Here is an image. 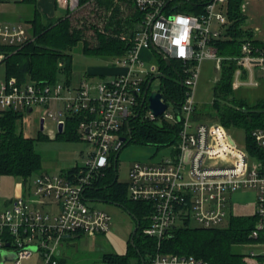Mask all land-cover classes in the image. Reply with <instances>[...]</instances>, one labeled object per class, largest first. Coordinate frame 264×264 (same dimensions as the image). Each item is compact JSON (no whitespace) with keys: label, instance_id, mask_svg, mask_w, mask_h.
Instances as JSON below:
<instances>
[{"label":"built area","instance_id":"2783aa9c","mask_svg":"<svg viewBox=\"0 0 264 264\" xmlns=\"http://www.w3.org/2000/svg\"><path fill=\"white\" fill-rule=\"evenodd\" d=\"M230 1L134 0L140 16L138 32L131 49L114 59L123 72L111 80L84 79L77 88L68 82L0 81V112L32 114L40 107V123L52 120L57 134L61 124L64 132L70 120H77L79 138L93 147L85 166L77 172L38 174L24 181L31 196L24 190L7 200L5 209L0 207V264L2 252L15 255L12 262L4 264H61L66 240L80 234L109 232L112 216L91 206L89 203L95 200L88 192L125 147V125L140 115L143 106L148 112L143 119L160 126L166 122L181 125L177 145L165 148L171 150V157L137 161L129 174L128 198L151 206L149 224L143 229L145 236L156 240L150 264H211L194 256L165 253L163 243L177 226L191 221L204 229L223 228L234 215L232 196L238 191L257 192L260 221L252 236L258 238L264 232V165L237 143L229 129L194 118L195 92L204 62H214L221 71L225 60L234 61V88H255L264 81L254 76V69L264 75V41L252 35L243 41L239 56L219 55L217 42L229 38ZM54 5L64 15L73 14L80 9L81 0H54ZM31 39V31L24 24L0 22V46L20 47ZM154 48L182 65V84L186 87L180 110H171L172 104L166 100L168 108L159 117L149 108L150 89L145 98V84L151 80L150 88L157 81L154 91L162 93L159 66L153 63L145 69L141 58L143 50L154 52ZM5 57L0 53V65ZM247 70L252 72L250 80ZM252 137L258 147L264 148V127L256 129ZM257 245L262 251H251L249 257L258 260L254 264H264V243Z\"/></svg>","mask_w":264,"mask_h":264},{"label":"trees","instance_id":"16d2710c","mask_svg":"<svg viewBox=\"0 0 264 264\" xmlns=\"http://www.w3.org/2000/svg\"><path fill=\"white\" fill-rule=\"evenodd\" d=\"M21 2L34 6L32 19L28 21L32 39L20 47L0 46V53L6 56L2 62L6 79L14 78L19 83H55L62 70L70 77L72 51L79 43L83 44L84 54L89 57L119 58L133 46L140 25L134 0H81V7L77 12L61 17H49L42 13L38 8L39 0ZM243 2L244 0L229 2V38L217 42L218 52L222 57L239 56L245 38L252 37V33L241 28L246 18L242 10ZM254 42L262 44L260 41ZM154 53L161 73V91L165 99L179 111L186 96V87L182 84V65L176 61L168 65L157 51ZM236 68L234 61L223 62L221 78L213 89L212 106L207 112H200L196 105L194 118L200 121L211 118L227 129L244 130L246 149L254 160L264 165V148L258 147L252 137L256 129L264 127V103L258 102L251 106L245 99L235 96L233 78ZM67 82L71 83L70 78ZM143 108L139 116H134L129 120V125H125L130 143L155 146L158 151L177 145L181 125L166 122L160 126L143 119L146 107ZM21 117L22 114L14 111L0 112V177H21L28 181L35 174L43 173L42 158L35 149L38 139L26 137L19 132L18 122ZM77 124V120H70L64 132L57 134V139L81 140ZM38 138L48 137L40 135ZM115 160L114 158L103 176L95 180L88 196L91 200L123 207L135 219L136 226L139 224V230L134 236L133 245L130 241L126 255L106 254L100 264H150L156 252V240L145 236L143 229L149 224L151 206L128 198L127 184L118 181V161ZM77 171L78 168H74L63 174ZM229 221L228 227L213 229L190 228L188 224L177 226L164 241L162 251L194 256L211 264L258 262L251 259L249 254L237 252L236 248L264 243L263 231L258 238L252 236L260 216L256 212L250 215L234 214ZM61 264H64V260H61Z\"/></svg>","mask_w":264,"mask_h":264},{"label":"rangeland","instance_id":"374dc122","mask_svg":"<svg viewBox=\"0 0 264 264\" xmlns=\"http://www.w3.org/2000/svg\"><path fill=\"white\" fill-rule=\"evenodd\" d=\"M21 1L0 0V22L22 23L29 28L28 21L32 19L34 6L24 4ZM244 1L246 5V18L241 28L252 33L256 39L264 41V0ZM52 2L53 0H39V10L49 17L63 16L64 11L61 9L55 10ZM72 55L73 63L70 77L62 70L58 74L57 83L64 84L70 78L71 86L77 88L84 79L96 82L108 81L113 78L111 74L100 76L99 72L101 70L111 71L115 68L121 69L115 64V60L112 58H98L85 55L82 43H79L73 49ZM141 58L145 63V69H150L153 63H158L157 56L152 49L143 50L141 52ZM247 71V78L250 80L252 72ZM93 72L94 76H91ZM221 74L222 72L215 68L214 62L207 61L202 65L201 76L196 87L195 96L196 102L198 103V111L207 112L210 106H212L214 99L213 89L221 78ZM256 74L261 79L264 78L262 72L254 69V76ZM245 77L246 75L242 79H245ZM5 79V66L1 64L0 81ZM155 83H153V86ZM153 86L150 88V93L154 91ZM234 94L238 99H245L251 106L258 102L264 103V81L255 88H235ZM170 109L174 110V106L171 105ZM144 114H148L147 110H144ZM39 117L40 107H36L32 114H23L18 122V130L26 137L38 139L35 143V149L42 158V171L55 176L74 168L84 167L93 147L81 140L65 141L57 139L56 135L53 134H57V127L50 119L46 121L44 131H40L41 125ZM195 120L201 122L200 120ZM202 121L210 124H220L217 120L211 118H205ZM229 130L237 143L242 148H245L246 137L244 130L238 128H231ZM40 135H45L48 138L39 140L38 137ZM170 151V149L158 151L155 146H140L135 143L128 144L123 148L118 158L117 175L119 183L127 184L129 182L130 170L135 162L159 161L163 156L171 157ZM153 156L155 157L152 158ZM37 175L35 174L34 176ZM0 190L2 193L0 197L1 209L6 208L5 202L7 200L19 196L24 190L31 196L28 187L24 188V180L21 177L1 176ZM256 194L254 190L238 191L232 201L233 207L247 205L248 207L250 206V210L252 206L253 209L258 207V194ZM89 204L108 212L112 216L111 229L103 235L90 236L80 234L72 237V239L66 240L62 247L61 256L64 264H100L103 262L104 255L106 254L126 255L129 252L131 236L136 228V221L131 214L123 207L113 204L100 201H93ZM229 222V219H227L224 227H228ZM188 227L197 228L198 225L195 221H191ZM236 251L243 254H250L251 251L260 253L262 248L259 245H246L237 247ZM32 263L31 261L24 262V264Z\"/></svg>","mask_w":264,"mask_h":264},{"label":"water","instance_id":"95a60500","mask_svg":"<svg viewBox=\"0 0 264 264\" xmlns=\"http://www.w3.org/2000/svg\"><path fill=\"white\" fill-rule=\"evenodd\" d=\"M155 49V48H154ZM155 51H157L155 49ZM160 56L163 58V60L168 64L171 65L172 61L171 59H169L168 57H165L164 53L157 51ZM152 80L148 83L147 86V90L145 93V98L148 95V91L150 89ZM166 99L164 97V95L161 92L158 91H152L148 97V102H149V108L151 110V112L156 116L159 117L161 115H163V113L167 110L168 105L165 103ZM41 131H44V121L41 122ZM58 133L61 134L63 133V125L61 124L58 128ZM122 141L125 142V147L130 143V139L127 141L126 138H122ZM120 154V153H119ZM119 154L116 157V162L118 161L119 158ZM139 230V224H137L135 230L133 231L132 237H131V244L133 245L134 242V236L137 234ZM15 259V255L14 254H10L7 252H2V264L6 263V262H12Z\"/></svg>","mask_w":264,"mask_h":264},{"label":"crops","instance_id":"0c3cea01","mask_svg":"<svg viewBox=\"0 0 264 264\" xmlns=\"http://www.w3.org/2000/svg\"><path fill=\"white\" fill-rule=\"evenodd\" d=\"M53 8L56 10V8H55V5H54V0H53ZM123 72V69H119V68H115V69H112L111 71H104V70H101L100 72H99V74H100V76H104V75H108V74H111V75H113V77H115L116 75H118V74H120V73H122ZM92 74V73H91ZM90 74V75H91ZM91 76H94V72H93V74L91 75ZM195 96H196V92H195ZM195 101H196V98H195ZM198 103L196 102V105H197ZM52 121V120H51ZM46 123V122H45ZM45 123H44V127H45ZM52 123H54L55 124V122H53L52 121ZM40 125H41V123H40ZM55 126H56V124H55ZM40 131H41V129H40ZM54 135H56L57 136V134L56 133H53ZM23 193V191L19 194V195H21ZM257 193V192H256ZM257 195V194H256ZM234 196H235V194L232 196V201H233V198H234ZM15 198V197H14ZM257 208V207H256ZM256 208H254L253 209V206H252V209L250 210V206L248 207L247 205H242V206H240V205H237L235 208H234V214L236 215H238V214H246V215H250V214H253V213H255L256 212ZM246 210V211H245ZM245 212V213H244Z\"/></svg>","mask_w":264,"mask_h":264}]
</instances>
